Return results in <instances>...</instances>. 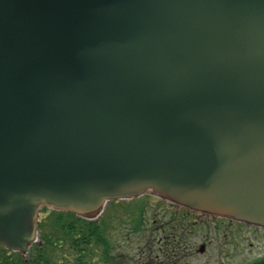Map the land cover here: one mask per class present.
<instances>
[{"label": "water", "instance_id": "1", "mask_svg": "<svg viewBox=\"0 0 264 264\" xmlns=\"http://www.w3.org/2000/svg\"><path fill=\"white\" fill-rule=\"evenodd\" d=\"M143 194L264 228V0H0V244Z\"/></svg>", "mask_w": 264, "mask_h": 264}, {"label": "trees", "instance_id": "2", "mask_svg": "<svg viewBox=\"0 0 264 264\" xmlns=\"http://www.w3.org/2000/svg\"><path fill=\"white\" fill-rule=\"evenodd\" d=\"M145 204L140 198L127 203L111 202L96 220L43 209L37 226L38 241L31 245L25 256L0 244V264H114L113 255L122 253L117 249L122 247L118 240L139 231ZM181 213L188 219L191 216L187 210ZM167 222V226L163 225V237L157 247L187 246L185 236L190 225H178L181 222L178 219ZM167 255L173 257L171 251ZM252 264H264V255Z\"/></svg>", "mask_w": 264, "mask_h": 264}, {"label": "rangeland", "instance_id": "3", "mask_svg": "<svg viewBox=\"0 0 264 264\" xmlns=\"http://www.w3.org/2000/svg\"><path fill=\"white\" fill-rule=\"evenodd\" d=\"M139 198L146 203L139 231L129 233L127 240L119 239L118 244L132 257L136 256L138 251L149 254L151 258L158 256V259L151 261L146 259L141 264H165L167 262L170 264L171 255L155 251L152 247L157 246L159 239L157 234L159 233H154L158 231L161 220L167 226V221L171 219H178L181 221L178 225H190L189 228H191L185 236V242L193 254L182 264H252L264 255L263 228L238 223L227 224L228 222L223 219H215L200 213H195L188 219L181 213V209L169 208V204L172 203L155 195H144ZM174 205L172 204L171 207H175ZM201 244H205L203 253L197 250ZM134 261L135 259H132L131 263L134 264Z\"/></svg>", "mask_w": 264, "mask_h": 264}, {"label": "flooded vegetation", "instance_id": "4", "mask_svg": "<svg viewBox=\"0 0 264 264\" xmlns=\"http://www.w3.org/2000/svg\"><path fill=\"white\" fill-rule=\"evenodd\" d=\"M169 208H173L175 210H177L178 208L177 207H170ZM188 212L190 213V215L194 216L196 212H193V211H189ZM199 214V213H197ZM227 221L228 223L227 224H230V223H236V222H233V221H229V220H225ZM224 223V222H223ZM225 224V223H224ZM240 224V223H238ZM155 250H158V251H164L166 252L165 254H169V252L171 251L172 252V255L173 257H171L172 261H170V264H182L184 261H187L189 258H191L193 252L190 251L191 249L188 247V246H185L183 248H179V247H172V248H167V247H164V248H160V247H153ZM145 255V256H143ZM129 257L125 256L124 254L120 255L119 257L117 258H113L114 259V263L117 262L119 260V262L124 261V260H128ZM158 259V256H156L155 258H151V256H149V254H145L144 252H140L135 256V257H131L130 259H135L136 263L137 264H141L142 261L144 260H154V259ZM169 262L165 263V264H168Z\"/></svg>", "mask_w": 264, "mask_h": 264}, {"label": "bare ground", "instance_id": "5", "mask_svg": "<svg viewBox=\"0 0 264 264\" xmlns=\"http://www.w3.org/2000/svg\"><path fill=\"white\" fill-rule=\"evenodd\" d=\"M39 218H40V214L38 215L37 226H38V223H39ZM36 241H38V228H37V238H36ZM36 241H35V242H36ZM35 242H34V243H35ZM34 243H32V244H34ZM32 244H31V245H32ZM31 245H30V247H31ZM30 247H29V248H30ZM29 248H28V249H29ZM9 250H10V249H9ZM11 251H14V250H11ZM14 252H18V251H14Z\"/></svg>", "mask_w": 264, "mask_h": 264}]
</instances>
